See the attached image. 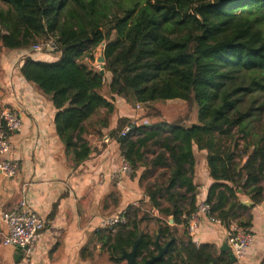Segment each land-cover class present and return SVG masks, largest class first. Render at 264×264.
<instances>
[{"label":"trees","instance_id":"obj_1","mask_svg":"<svg viewBox=\"0 0 264 264\" xmlns=\"http://www.w3.org/2000/svg\"><path fill=\"white\" fill-rule=\"evenodd\" d=\"M0 2L7 7L0 10V51L49 39L55 44L57 59L27 56L19 72L50 98L56 133L74 166L91 153L88 125H108L114 96L143 108L173 100L196 107L189 125L122 118L112 130L132 176L143 169L139 183L147 203L128 206L125 223L102 235L109 260L120 261L140 237L136 259L145 262L157 254L159 232L161 247L174 241L153 264H233L227 252L196 245L186 231L197 196L192 147L206 152L212 217L227 230H248L252 208L264 199V0ZM102 43L109 98L102 94L105 76L81 62L93 61ZM123 127L128 131L121 136ZM150 222L152 233L142 227Z\"/></svg>","mask_w":264,"mask_h":264},{"label":"crops","instance_id":"obj_2","mask_svg":"<svg viewBox=\"0 0 264 264\" xmlns=\"http://www.w3.org/2000/svg\"><path fill=\"white\" fill-rule=\"evenodd\" d=\"M53 61L47 53L31 49L0 51V104L17 112L21 118L19 131L10 136L8 157L17 165L16 175L0 174V212L15 209L20 200L28 202L43 219L44 229L26 256L12 246L0 243V264H126L109 260L103 244L100 221L112 214L125 212L128 206L147 203L139 183L141 172L135 175L116 174L122 157L118 140L112 134L120 119L137 122L132 104L122 97L110 99L113 107L108 125L87 127L84 139L91 148L89 157L74 166L60 141L54 124L56 109L40 88L26 82L20 75L22 60ZM102 94L107 95L109 75ZM136 110L140 107L135 105ZM105 117V109L98 110ZM96 120V117L94 118ZM93 123V122H91ZM125 127L122 128V130ZM100 131V134H99ZM194 156L193 181L197 186L196 205L205 201L213 183L206 166V152L192 147ZM243 202H248L241 197ZM252 236L244 257L233 264H260L264 258V199L251 212ZM168 225L170 224L167 220ZM181 226L178 231L181 233ZM226 228L201 216L199 226L191 237L196 245L209 244L217 252L226 243ZM0 233L6 229L0 225Z\"/></svg>","mask_w":264,"mask_h":264},{"label":"built area","instance_id":"obj_3","mask_svg":"<svg viewBox=\"0 0 264 264\" xmlns=\"http://www.w3.org/2000/svg\"><path fill=\"white\" fill-rule=\"evenodd\" d=\"M30 49L34 52L53 51L55 50V44L53 40L49 39L33 45ZM103 49L104 43L100 44L94 53V63L99 71L103 69L104 64L102 65L97 62L96 55L97 53L102 54ZM87 59L83 58L81 62L89 61ZM20 127L21 118L17 112L0 104V174L7 178H12L16 175L17 165L8 157V154L10 151V136L19 131ZM127 131L128 128L125 127L121 132V136ZM118 173L123 175H130L132 173L130 164L123 157L120 159L115 176ZM201 216L205 217L209 222L220 224L210 214V206L205 201H201L196 205L195 211L187 219L186 231L190 237L194 236ZM124 223V212H121L103 218L100 221V227L101 230L114 234L116 228ZM1 224L5 226L6 233H0V243L4 246L16 248L26 256L33 253L34 245L45 226L43 219L32 210L25 200H20L17 207L11 211L0 212ZM251 242L252 236L248 230L239 229L235 225H231L229 230L226 231V244L229 246L235 260H239L245 256Z\"/></svg>","mask_w":264,"mask_h":264},{"label":"rangeland","instance_id":"obj_4","mask_svg":"<svg viewBox=\"0 0 264 264\" xmlns=\"http://www.w3.org/2000/svg\"><path fill=\"white\" fill-rule=\"evenodd\" d=\"M6 9L7 7L0 2V10L5 11ZM0 28L2 27L0 26ZM43 53H47V55L49 56L51 55L49 59L55 60L58 57L57 52H52V51L47 52L44 50ZM94 62L95 60L92 61L89 59V61H84L83 63L86 64L88 67H90L92 70L99 71ZM104 82L106 84L107 82L106 78ZM132 107H134L135 112L138 115L136 120L139 124L169 125L173 123H180L182 125H189L191 123L196 122V107L192 101L191 102H184L180 100L160 101L148 107L143 108L140 106V109L138 108L137 110L135 108V105L132 104ZM138 171L143 172V169L142 168L138 169ZM156 176L157 175H155L153 178H155ZM142 208L144 209V207ZM144 226H147V231H149L150 233H152L153 229H155V225L152 222L148 223L147 225L143 224L142 227Z\"/></svg>","mask_w":264,"mask_h":264},{"label":"water","instance_id":"obj_5","mask_svg":"<svg viewBox=\"0 0 264 264\" xmlns=\"http://www.w3.org/2000/svg\"><path fill=\"white\" fill-rule=\"evenodd\" d=\"M97 62L101 63L102 65L104 64V59L102 57L101 53H97ZM100 76L104 75V70L101 69L99 72ZM168 222L170 224L173 223L172 218L168 219ZM158 236H159V232H157L156 234V240H155V246L157 248V254L155 256H152L151 258H149L148 260H146L145 262H138L136 259V249H137V245L140 242V237L133 243L132 248L129 251H124L121 256L120 259L123 260L126 264H153L154 262L160 260L162 258V256L164 255V253L166 252L167 248L169 247V245L174 241V238H171L164 246H160L158 243ZM220 251L223 252H227L230 258V261L232 263H234L236 260L232 254V252L229 249V246L226 243H223L222 246L220 247Z\"/></svg>","mask_w":264,"mask_h":264}]
</instances>
